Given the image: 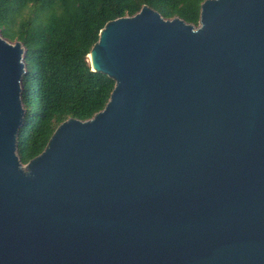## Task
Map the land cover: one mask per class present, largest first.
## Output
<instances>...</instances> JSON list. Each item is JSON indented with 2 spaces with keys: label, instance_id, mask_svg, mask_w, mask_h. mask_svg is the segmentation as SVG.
Returning <instances> with one entry per match:
<instances>
[{
  "label": "water",
  "instance_id": "95a60500",
  "mask_svg": "<svg viewBox=\"0 0 264 264\" xmlns=\"http://www.w3.org/2000/svg\"><path fill=\"white\" fill-rule=\"evenodd\" d=\"M88 58L114 81L27 164L20 42L0 35V264H264V0L147 6Z\"/></svg>",
  "mask_w": 264,
  "mask_h": 264
},
{
  "label": "trees",
  "instance_id": "16d2710c",
  "mask_svg": "<svg viewBox=\"0 0 264 264\" xmlns=\"http://www.w3.org/2000/svg\"><path fill=\"white\" fill-rule=\"evenodd\" d=\"M205 0H0V35L25 50L17 135L22 164L38 156L56 128L102 111L114 81L93 72L88 55L106 23L147 6L163 19L198 26Z\"/></svg>",
  "mask_w": 264,
  "mask_h": 264
}]
</instances>
